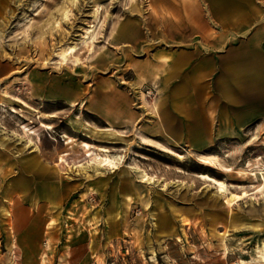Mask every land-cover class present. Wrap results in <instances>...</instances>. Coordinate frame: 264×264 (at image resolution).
<instances>
[{"label":"rangeland","instance_id":"1","mask_svg":"<svg viewBox=\"0 0 264 264\" xmlns=\"http://www.w3.org/2000/svg\"><path fill=\"white\" fill-rule=\"evenodd\" d=\"M200 2L204 22L198 24L190 15L193 0H0V264H264V109L252 108L264 101L259 89L247 90L243 104L234 107L254 109L246 117L249 124L201 150L189 144L186 125H198L202 117L215 131L222 119L212 120L210 110L185 117L167 105L182 136L165 126L163 133L151 131V121L160 125L149 110L161 100L160 91L152 83L133 88L138 76L130 70L146 63L147 54L135 55L132 46L112 40L118 28L146 19L162 27L154 41L166 36L172 44L160 40L151 54L195 53L194 43L202 44L200 58L215 60L202 75L198 87L203 90L216 88L214 78L243 52L264 61V29L261 45H252V31L238 36L221 29ZM90 25H95L93 37ZM212 32L217 40L209 50ZM71 44L77 52L64 60L59 53ZM102 82L117 86L116 92L96 94ZM62 89L76 93L75 106L64 97L44 101L34 95L35 90L60 96ZM101 97L105 105L127 98L135 118L116 117L112 109L104 113ZM71 119L116 130L122 142L76 135ZM99 146L118 155L116 166L89 160L103 152ZM40 150L50 165L59 163L69 181L67 195L53 209L46 204L41 215L27 203L28 219L14 230L5 207L12 206L4 196L7 169L12 171L5 157L20 159ZM82 165L90 176L79 170ZM94 167L104 173L96 175ZM139 169L154 181H144ZM200 173L223 180L225 192L201 180ZM233 192L245 196L230 206L226 194Z\"/></svg>","mask_w":264,"mask_h":264},{"label":"crops","instance_id":"2","mask_svg":"<svg viewBox=\"0 0 264 264\" xmlns=\"http://www.w3.org/2000/svg\"><path fill=\"white\" fill-rule=\"evenodd\" d=\"M201 0H193V8L190 15L195 19L196 23L204 22V11L200 7ZM207 5L208 12H210L215 23L219 24L221 29L235 30L236 34L243 35L244 31H252L249 40L252 45H261V32L264 29V0H203ZM141 22H133L131 27L118 28L114 32L112 40L114 42L120 41L126 45L132 46L133 53L140 55L147 54L148 60L144 64H135L130 67L132 74L135 72L138 76V81L132 84V87H140L145 83H152L153 86L160 91V101H156L149 107L153 112V116H157L160 125L156 126L157 122L151 121L149 125L151 131L163 133V126L165 130L171 132L173 135L180 137L181 132L178 130L172 113L167 109L170 105L172 109L182 114L185 117L189 115H205L204 112L210 110L211 119L214 120L218 116L221 120L219 127L214 130L210 129L209 121L201 120L198 125H186L187 140L190 145L199 147L201 150L211 149V142L222 139H229L239 134L237 126L248 125L249 119L255 112L264 109V101L257 102L258 104L252 108L254 109H234L236 106L243 104L245 93L247 90L255 91L259 89L264 97V61L256 58L253 55L243 52L242 54L230 59L226 65V71L219 74L214 79L217 82V87L211 90L199 89L198 85L201 82L202 75L205 71L214 67L215 60L213 57L202 60L200 52L202 51V44L194 43L195 53H184L179 55H170L164 52L158 54H151V46H161L157 42L164 41V45L171 48L172 44L167 40L166 36L154 41L153 36L156 32H161L162 27L156 23L143 20ZM144 26V28H142ZM176 27V26H175ZM136 28L142 29L144 37H140V32ZM157 30H156V29ZM178 28V27H177ZM180 28V26H179ZM217 36L212 33L209 34L210 45L207 49L212 50L215 47ZM255 54V53H254ZM137 57V56H136ZM134 58V56H133ZM132 58V59H133ZM94 70L97 66H93ZM117 86H112L103 83L96 85L94 92L96 94H106L108 92H116ZM64 90L60 96L51 94L49 97L40 95L34 90L36 98L44 101H55L65 98L70 106H75L76 93L71 90ZM137 93L139 90L137 89ZM141 96L146 99V94L141 92ZM59 97V98H58ZM202 98V103L199 102ZM99 108L103 109L104 113L111 111H118L116 117L129 116L134 119L135 114L132 111V103L123 98L116 100L113 103L105 105L104 97L99 101ZM209 103L206 108V104ZM85 104L87 102L85 101ZM106 108L108 110H106ZM156 113V114H155ZM155 114V115H154ZM122 120H113V123H123ZM70 126L75 131V134L82 133L87 137H101L103 142L117 143L122 142L118 139L120 135L113 130L96 129L88 123H83L78 119H71ZM188 126V127H187ZM212 126V125H211ZM213 127V126H212ZM84 131V132H83ZM70 136V135H69ZM74 138V137H73ZM178 141L177 138H173ZM90 146H95L89 142L83 141ZM151 144V142H147ZM103 147V146H99ZM107 148V147H106ZM0 155L4 153L0 152ZM11 154L5 157L6 166L10 167L12 171L10 176L6 178V186L4 189V196L10 200V204L5 205L6 214L10 215L12 220V228L16 230L17 226L28 219L29 212L27 203L33 206L34 210L41 215L45 209L46 204L50 208L59 206L62 202V197L67 195V185L69 181L61 176L62 171L59 168V163L50 165V163L42 156L41 150L37 153L32 152L20 159Z\"/></svg>","mask_w":264,"mask_h":264},{"label":"bare ground","instance_id":"3","mask_svg":"<svg viewBox=\"0 0 264 264\" xmlns=\"http://www.w3.org/2000/svg\"><path fill=\"white\" fill-rule=\"evenodd\" d=\"M98 14H99V12L97 10L95 12V15H94L95 18H98ZM65 16H67V15H65ZM89 31L92 32V36L91 37H93L94 36V31H95V25H90ZM86 36H87V34H86ZM88 39H89V36L85 37V39L84 40L82 39V40L86 42ZM77 49H78V47L76 45H72L71 44V45H69L68 48H63L60 51L59 54L61 55V57L64 60H66L67 57L69 56V54L76 53ZM29 144H30V142H29ZM35 148L37 149V147H35ZM100 149L103 150V152L101 153V152L96 151L89 160H91V162L92 161L93 162H97V164H99V166H116L115 165V159H116V157L118 155L109 153V149H107L106 147H100ZM64 164H65V166H67L69 164V162H67V160L66 161L64 160ZM66 168H68V167H66ZM79 170L82 173H84L86 176H90L88 174L89 171H90L88 166L82 165V167ZM138 171L140 173L141 178L144 181H149V182H153L154 181V177L151 176L145 170L139 169ZM94 172H95L96 175L104 173V171L99 170L98 167H94ZM198 176L201 178V180L204 179L205 181H209L210 183H214L218 187V190L221 191V192H225V190L227 189V185H226V183L223 180H220V179H218V178H216V177H214V176H212V175H210L208 173H200ZM261 186H262V184H260V187ZM244 193H246V191H244ZM224 194H226V193H224ZM226 195L228 196L227 202L229 203L230 206H232L235 201H238V200L242 199L245 196V195H242L241 193H236V192L231 193V195H229V194H226ZM154 225L156 227H158V223L155 222Z\"/></svg>","mask_w":264,"mask_h":264}]
</instances>
